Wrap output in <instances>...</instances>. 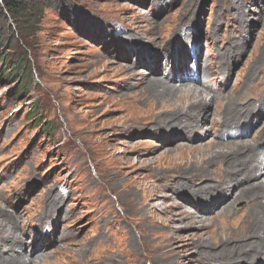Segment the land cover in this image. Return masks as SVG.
Here are the masks:
<instances>
[{
	"label": "rangeland",
	"instance_id": "rangeland-1",
	"mask_svg": "<svg viewBox=\"0 0 264 264\" xmlns=\"http://www.w3.org/2000/svg\"><path fill=\"white\" fill-rule=\"evenodd\" d=\"M26 1L51 7L34 11L26 33L0 4V74L29 61L25 89L16 90L20 73L0 76V211L15 219L0 231L12 239L16 226L25 243L12 245L36 264H196L188 260L197 244L213 247L248 215L241 190L264 185V167L255 179L217 185L223 163L201 168L185 150L212 139L213 114L234 102L250 117L225 138L259 150L264 163V0ZM148 73L213 85L203 93L217 95L209 131L141 129L159 112L142 91ZM196 169V188L206 187L199 198L185 176ZM185 208L204 228L189 226Z\"/></svg>",
	"mask_w": 264,
	"mask_h": 264
},
{
	"label": "bare ground",
	"instance_id": "bare-ground-1",
	"mask_svg": "<svg viewBox=\"0 0 264 264\" xmlns=\"http://www.w3.org/2000/svg\"><path fill=\"white\" fill-rule=\"evenodd\" d=\"M179 39V42L185 43L183 38ZM162 47L164 48L166 46L163 44L161 48ZM155 48L157 49L158 46ZM152 67L155 68L156 65ZM184 68L182 69L184 70ZM177 69H179V66ZM170 73L172 74L171 69ZM148 75L149 77L143 76L141 79L142 84L145 86L142 91L147 97H149V99H155V101L159 103V112L157 120L154 121L156 122L154 125L150 124V127L142 125L141 129H152L151 131L154 130L159 133H163L167 130H169V132L180 131L185 134L191 133V131L195 130L201 132L205 130L209 131V129H205L204 119L206 117V120L209 121V113L212 114L209 107L215 102L217 95L213 93L210 99L205 100L203 93H212L213 85L210 86V83L208 85H206L207 83L204 85L202 84V89H198V87H193L194 85L189 86V83H185L184 81L186 78L183 77L179 80L174 75L169 78H167V76V79L157 76L155 77V75H150V73H148ZM179 75L180 74H177V76ZM173 79L174 81H172ZM204 80L210 82L209 77H206ZM177 81H183L184 83L177 84L178 86H176L175 82ZM234 104L236 103L233 102V104L231 103L230 105L229 103H222L220 104V109L213 114L211 123L212 131L210 132L212 139L204 144L198 143L191 146H185V150L188 151V153L190 152L192 154L195 153L200 155L198 165H200L201 168H206L210 164H213L212 162L217 163L220 161L223 163V175L221 173V166L216 170V173H218L219 176L217 179V185L220 186L229 181L238 185L245 180L251 178L255 179L259 177L257 171L264 167L262 158H259V150L246 145L243 141L239 142L238 140L235 141L225 138L228 135L226 134L228 128L231 126L239 128V124L242 126V123H245L250 117H246L245 114L239 116L242 111ZM222 106H224V109L221 110ZM240 132H242L241 128ZM251 149L254 150L251 151ZM244 152H246L243 157L244 161L236 164L238 161L237 159L239 158L238 156ZM248 160L249 162H247ZM252 160H254L255 163H250ZM194 171L197 172L194 174L191 173V175H185L187 179L185 180L188 184L187 188L191 191L192 195L199 198L204 195L200 191L206 189V187L199 186V189L201 190L196 188V186L200 184L198 183V180L203 174L201 169H196ZM198 173L200 175H198ZM197 176L200 177L196 178ZM206 179L207 178L203 180ZM183 184H185V182L182 183L181 187H184ZM208 185L209 184L207 183V186ZM217 188H214L213 191ZM241 193L244 196L243 198L247 200L249 208L248 215L243 219L241 218L240 222L236 224V227H234L232 232L224 231L227 228L225 227L221 231L224 235L220 239L218 238L213 247L210 246L208 249L202 247L203 249H198V247L200 248L203 244H197L195 246L197 250L193 253L196 257L192 256L189 258L188 262L196 261V264H259L260 260L264 258V185L260 183L253 187L252 185H249V187L242 189ZM180 215L183 216L182 218L189 219V226H197L199 229L204 228L203 220L196 212H191L185 208L181 209ZM14 220V217L10 214L8 215V213L0 211V225L8 223L9 226H14ZM233 224H235V221ZM13 231L15 233L12 237L13 241L11 239V232L9 234L0 231V245L10 242L9 246L12 249V252H10V250L8 251L9 257H6L0 264H34V260L24 258V256L17 254L16 247L12 244L20 245L21 243H25V241L22 237L21 231V236L16 234V226L13 228ZM17 232H19V228ZM0 254H3V252L1 253L0 251ZM40 255L41 254H38L36 256V260ZM150 259L151 258L147 260V264H151Z\"/></svg>",
	"mask_w": 264,
	"mask_h": 264
},
{
	"label": "trees",
	"instance_id": "trees-1",
	"mask_svg": "<svg viewBox=\"0 0 264 264\" xmlns=\"http://www.w3.org/2000/svg\"><path fill=\"white\" fill-rule=\"evenodd\" d=\"M0 4H2L6 8L7 12L12 18V21L15 23L16 28L21 31L27 30L26 26L29 22H31L32 17L34 16V11L38 10L40 11V13H43L44 10L51 7L50 3L42 6H37V3H35L34 5H29L26 0H0ZM26 33H29V31L27 30ZM28 69L29 61L21 58L20 61L18 60L12 65L7 64L5 65V67H2L0 76L1 78L10 79L20 73V82L17 85V87L19 86V89H16L18 92V90H20L21 88L25 89L28 85L27 75L25 73L28 71Z\"/></svg>",
	"mask_w": 264,
	"mask_h": 264
}]
</instances>
